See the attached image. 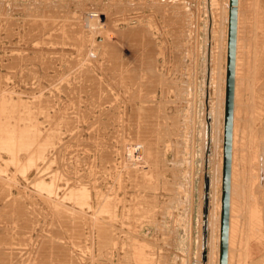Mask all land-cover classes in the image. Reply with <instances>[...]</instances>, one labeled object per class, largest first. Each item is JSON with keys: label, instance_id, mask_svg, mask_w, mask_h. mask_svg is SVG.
<instances>
[{"label": "rangeland", "instance_id": "374dc122", "mask_svg": "<svg viewBox=\"0 0 264 264\" xmlns=\"http://www.w3.org/2000/svg\"><path fill=\"white\" fill-rule=\"evenodd\" d=\"M229 1L0 0V264H219L226 122V264H264V0L226 94Z\"/></svg>", "mask_w": 264, "mask_h": 264}, {"label": "bare ground", "instance_id": "6f19581e", "mask_svg": "<svg viewBox=\"0 0 264 264\" xmlns=\"http://www.w3.org/2000/svg\"><path fill=\"white\" fill-rule=\"evenodd\" d=\"M234 4H235V2H234ZM234 4L231 6L230 5V1H229V16H228V21H229V26H228V46H227V65H228V69H227V81L229 82H231V73H232V64H233V51H234V31H235V12H234ZM230 12H232L233 13V17L232 18H230ZM231 26L233 27V32H231ZM129 29V28H128ZM125 30V29H124ZM125 33V32H124ZM128 33V32H127ZM63 34V33H62ZM82 35V34H81ZM131 35V34H130ZM141 36V35H140ZM121 37H122V35L120 34V33H118L117 34V36L115 37V39H107V38H105V35L103 36V34H102V41L104 42V45H105V47L107 48V49H115V47H118V45L121 47ZM102 43V42H101ZM117 49V48H116ZM262 49V48H261ZM142 51H143V49H142ZM231 51H232V59H231ZM264 51V50H263ZM262 54H263V52H262ZM260 55V57L262 58L263 56H264V54L263 55ZM261 60V59H260ZM260 63V62H259ZM136 64V63H135ZM138 64V63H137ZM149 65V64H148ZM120 66V65H119ZM119 66H118V68H119ZM122 66V65H121ZM33 67V66H32ZM123 67V66H122ZM139 67V66H138ZM114 68V67H113ZM115 68H117L116 66H115ZM117 68V69H118ZM119 70V69H118ZM151 70V69H150ZM136 71V70H135ZM139 72V71H138ZM132 73V72H131ZM114 74V73H113ZM128 74V73H127ZM130 74V73H129ZM134 74H135V72H134ZM137 74V73H136ZM120 75V73L117 75V76H119ZM137 75H139V74H137ZM133 78V77H132ZM147 78V77H146ZM117 79V78H116ZM141 80V79H140ZM144 80V79H143ZM125 87V86H124ZM151 101V100H150ZM160 101V100H159ZM161 101H163V100H161ZM165 101H167V100H165ZM161 103V102H160ZM151 105V104H150ZM39 106V105H38ZM149 106V105H148ZM150 107V106H149ZM154 107V106H153ZM156 108H157V106H156ZM161 108V107H160ZM163 108V107H162ZM134 110V109H133ZM147 110V109H146ZM151 110H152V108H151ZM151 110H150V112H151ZM165 110V109H164ZM163 110V111H164ZM147 111H149V110H147ZM152 112H153V110H152ZM161 112H162V110H161ZM227 109H226V113L225 114H227ZM148 113V112H147ZM146 113V114H147ZM25 114V113H24ZM154 114V113H153ZM157 114V113H156ZM150 115H151V113H150ZM154 116V115H153ZM155 117V116H154ZM153 117V118H154ZM228 117L226 116V119H227ZM142 121H144V120H142ZM141 121V122H142ZM150 121V120H149ZM143 124H144V122H143ZM142 125V124H141ZM148 125V124H147ZM146 125V126H147ZM228 125H229V123H228ZM142 127V126H141ZM151 127H153V126H151ZM144 128V127H143ZM148 128V127H147ZM146 129V128H145ZM144 130V129H143ZM148 130V129H147ZM138 131H140L139 130V127H138ZM224 131H225V129H224ZM141 132V131H140ZM146 132V131H145ZM144 132V133H145ZM148 132H149V130H148ZM148 132H146V133H148ZM144 133H139L140 134V136H141V134L144 136L145 134ZM137 134V133H136ZM225 136V135H224ZM141 138H142V136H141ZM138 139H140V138H138ZM223 143H224V141H223ZM27 146V145H26ZM145 146H147V145H145ZM142 147V146H141ZM149 147V146H148ZM146 148V147H145ZM149 148H151V147H149ZM147 150V149H146ZM144 151H145V149H144ZM223 151H224V147H223ZM147 153V152H146ZM223 160H224V152H223ZM227 177L226 178H224L225 177V175L223 174V163H222V180H221V209H220V239H219V264H220V254H221V251L222 250H224L225 251V264H226V255H227V221H228V204H229V167H228V169H227ZM262 175V174H261ZM264 175V174H263ZM260 176V175H259ZM258 178H261L262 179V176L261 177H258ZM260 181V180H259ZM264 181V180H263ZM262 181V182H263ZM226 184V185H225ZM237 184V183H236ZM241 187V186H240ZM223 189H225L226 190V192H227V211H226V213H225V216L223 217V215H222V194H223ZM238 189V188H237ZM236 192H237V190H236ZM73 194V193H72ZM239 196V195H238ZM235 198H237V194H236V197ZM240 202V201H239ZM236 203V202H235ZM238 206H240V204L238 205ZM262 206V205H261ZM239 208V207H238ZM236 210V209H235ZM260 210V209H259ZM262 210V209H261ZM257 211H258V209H257ZM235 212V211H234ZM238 214V213H237ZM257 214V213H256ZM264 214V213H263ZM256 216V215H255ZM240 217V216H239ZM113 218V217H112ZM234 219V218H233ZM237 219V218H236ZM235 219V220H236ZM222 220H224L225 221V224H226V233L224 234V237L222 238V234H221V223H222ZM234 220V221H235ZM103 221V220H102ZM257 222V221H256ZM253 223H255V222H253ZM263 223V222H262ZM236 224V223H235ZM234 224V228L236 227V225ZM261 225V224H260ZM233 226V225H232ZM238 227V226H237ZM258 227V226H257ZM263 227V226H262ZM256 228V227H255ZM237 230V229H236ZM261 232V231H260ZM235 243V242H234ZM245 244H246V242H245ZM234 246H236V245H234ZM233 246V247H234ZM244 252V251H243ZM242 254V253H241ZM264 258V257H263ZM261 260V259H260ZM262 262H263V260H262ZM245 264V263H244Z\"/></svg>", "mask_w": 264, "mask_h": 264}, {"label": "water", "instance_id": "95a60500", "mask_svg": "<svg viewBox=\"0 0 264 264\" xmlns=\"http://www.w3.org/2000/svg\"><path fill=\"white\" fill-rule=\"evenodd\" d=\"M235 0H230V5L232 6L234 4ZM233 17V13L230 12V18ZM231 32H233V27L231 26ZM231 59H232V51H231ZM232 82L227 81V87H226V94L231 90ZM226 109L228 111L229 107L231 106L230 101H226ZM224 160H223V174L225 175L224 178L227 177V169L229 167V152H230V135H229V125L228 122L225 123V136H224ZM226 185V184H225ZM227 211V192L225 189H223V194H222V215L223 217L225 216V213ZM226 233V224L225 221L222 220L221 223V234L222 238L224 237V234ZM220 264H225V251L222 250L220 254Z\"/></svg>", "mask_w": 264, "mask_h": 264}]
</instances>
